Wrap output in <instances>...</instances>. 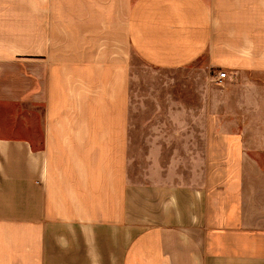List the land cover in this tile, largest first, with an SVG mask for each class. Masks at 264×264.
<instances>
[{
	"label": "crops",
	"instance_id": "0c3cea01",
	"mask_svg": "<svg viewBox=\"0 0 264 264\" xmlns=\"http://www.w3.org/2000/svg\"><path fill=\"white\" fill-rule=\"evenodd\" d=\"M12 4L0 264H264V28L206 0H26L19 34Z\"/></svg>",
	"mask_w": 264,
	"mask_h": 264
},
{
	"label": "rangeland",
	"instance_id": "374dc122",
	"mask_svg": "<svg viewBox=\"0 0 264 264\" xmlns=\"http://www.w3.org/2000/svg\"><path fill=\"white\" fill-rule=\"evenodd\" d=\"M12 5L10 9L2 10L3 13H11V16L16 15L20 27L22 30H18L19 34L24 33V4L26 0H11ZM41 1V0H34ZM43 1V0H42ZM48 1V0H44ZM52 1V0H51ZM210 5V8L219 21L220 26H224L227 32H232L235 29V24L240 19L251 23L250 27L258 30L264 28V0H206ZM126 50V48H125ZM129 58L132 64L139 65L137 58L129 51ZM3 192L6 193L5 196H9V186L1 187ZM13 188V187H11ZM18 197H13V202L17 200ZM11 203V202H9Z\"/></svg>",
	"mask_w": 264,
	"mask_h": 264
},
{
	"label": "built area",
	"instance_id": "2783aa9c",
	"mask_svg": "<svg viewBox=\"0 0 264 264\" xmlns=\"http://www.w3.org/2000/svg\"><path fill=\"white\" fill-rule=\"evenodd\" d=\"M226 73L225 72H218L216 75V79L215 82H217L218 84L221 83L225 78H226Z\"/></svg>",
	"mask_w": 264,
	"mask_h": 264
}]
</instances>
